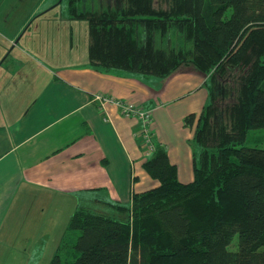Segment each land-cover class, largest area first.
I'll use <instances>...</instances> for the list:
<instances>
[{
    "label": "trees",
    "instance_id": "16d2710c",
    "mask_svg": "<svg viewBox=\"0 0 264 264\" xmlns=\"http://www.w3.org/2000/svg\"><path fill=\"white\" fill-rule=\"evenodd\" d=\"M102 1L67 0L69 17L87 22L91 67L209 74L193 179L181 182L155 143L143 167L159 184L107 202L110 212L76 207L48 264H264V0ZM218 78L232 82L228 101L210 86Z\"/></svg>",
    "mask_w": 264,
    "mask_h": 264
},
{
    "label": "crops",
    "instance_id": "0c3cea01",
    "mask_svg": "<svg viewBox=\"0 0 264 264\" xmlns=\"http://www.w3.org/2000/svg\"><path fill=\"white\" fill-rule=\"evenodd\" d=\"M59 16V24L32 25L29 15L0 9V242L35 233L51 211L81 199L85 207L129 204L132 193L159 184L143 167L139 120L115 103L101 106L95 93L150 111L152 139L181 182L193 179L208 75L195 66L162 78L97 70L87 22Z\"/></svg>",
    "mask_w": 264,
    "mask_h": 264
},
{
    "label": "rangeland",
    "instance_id": "374dc122",
    "mask_svg": "<svg viewBox=\"0 0 264 264\" xmlns=\"http://www.w3.org/2000/svg\"><path fill=\"white\" fill-rule=\"evenodd\" d=\"M98 2L99 0H87L89 5L98 4L99 7L108 5L106 1ZM113 4L114 0L109 3V5ZM0 9L19 11L20 18L24 19L25 15H29V21L32 25L39 23L44 26H52L59 24L62 19V16H59L61 11L67 14V0H0ZM45 10H51L52 13L44 16ZM81 23L86 24L83 20L78 21L77 24L81 25ZM188 66H193V64H182L179 68ZM210 86L219 95L222 93V96H224L222 98L225 101L230 99V94H234L232 82L229 80L220 81L218 78L217 81L210 83ZM258 135H263L262 131ZM83 205L85 203L81 199L74 204H68L67 207L62 206L61 209L55 211L56 214L51 211L50 217L47 216L41 222L42 225L39 226L38 231L35 233L22 237L20 234L8 236L10 238L7 241L0 242V264H48L61 242L73 210L75 207ZM90 207V209L97 212L102 209L99 208L101 206ZM104 210L110 212L108 207ZM236 241L237 235L233 236L228 247L234 249Z\"/></svg>",
    "mask_w": 264,
    "mask_h": 264
},
{
    "label": "built area",
    "instance_id": "2783aa9c",
    "mask_svg": "<svg viewBox=\"0 0 264 264\" xmlns=\"http://www.w3.org/2000/svg\"><path fill=\"white\" fill-rule=\"evenodd\" d=\"M93 99L98 101V103L103 106L107 102L115 103L126 116H134L140 122V129L137 135L140 137V146L145 155H150L154 148L155 142L152 139L151 133V113L148 110H144L142 107L132 104L130 102H125L123 100L115 99L111 96L102 93H95Z\"/></svg>",
    "mask_w": 264,
    "mask_h": 264
}]
</instances>
